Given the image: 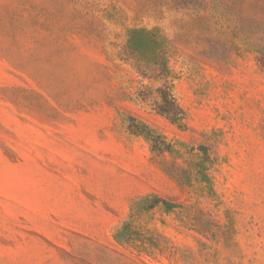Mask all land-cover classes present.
<instances>
[{
    "label": "rangeland",
    "instance_id": "obj_1",
    "mask_svg": "<svg viewBox=\"0 0 264 264\" xmlns=\"http://www.w3.org/2000/svg\"><path fill=\"white\" fill-rule=\"evenodd\" d=\"M0 264H264V0H0Z\"/></svg>",
    "mask_w": 264,
    "mask_h": 264
},
{
    "label": "trees",
    "instance_id": "obj_2",
    "mask_svg": "<svg viewBox=\"0 0 264 264\" xmlns=\"http://www.w3.org/2000/svg\"><path fill=\"white\" fill-rule=\"evenodd\" d=\"M157 92L158 100L155 102V111L158 114L165 116L172 123L182 124L185 117V112L173 96L171 87H160L157 89ZM126 224L127 223H125L120 229V231H118L119 233H122L125 230Z\"/></svg>",
    "mask_w": 264,
    "mask_h": 264
}]
</instances>
